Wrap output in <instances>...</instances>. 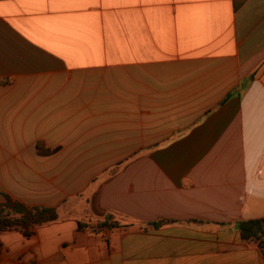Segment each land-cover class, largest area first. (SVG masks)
Masks as SVG:
<instances>
[{
  "label": "crops",
  "instance_id": "0c3cea01",
  "mask_svg": "<svg viewBox=\"0 0 264 264\" xmlns=\"http://www.w3.org/2000/svg\"><path fill=\"white\" fill-rule=\"evenodd\" d=\"M234 1L0 0V203L61 210L0 264H264V0ZM145 97L187 122L103 179Z\"/></svg>",
  "mask_w": 264,
  "mask_h": 264
},
{
  "label": "rangeland",
  "instance_id": "374dc122",
  "mask_svg": "<svg viewBox=\"0 0 264 264\" xmlns=\"http://www.w3.org/2000/svg\"><path fill=\"white\" fill-rule=\"evenodd\" d=\"M155 99H159V98H155ZM134 100H136V98H134ZM143 102H144V104H143L144 108H146L144 110L145 112H142L143 109H141L142 108L141 106L140 107L134 106L133 111H130V113H129V121H130L129 124H130V126L134 127L133 130H130V133L132 131L133 134L132 135L130 134V136H129V144L128 145L117 144V145L111 146L113 156H117L118 159L111 161L113 165L108 167L102 173L103 179H109L110 177L117 175L127 163L136 159L137 151L139 149L144 148V151L149 152L152 149H154L155 147H157V146L152 145L154 116H156L157 119L160 117H165L166 122H168V121L174 122L175 120H179V121H182V123H184V122H187L186 120H184L185 112L189 113L191 111L190 107H187L186 109L180 108V107H177V108L176 107L175 108L167 107L166 112H164V113H166V115H163V114L160 115V113L154 114V112L151 109L153 107V103H152L153 98L152 97H145ZM139 103H141V102H139ZM201 110H200V107L198 109L193 107L191 118L188 119V122H191L193 119H195L198 115V112H200ZM182 111H183L184 115H179L178 113L182 112ZM172 114H176V115H172ZM188 115H190V114H188ZM179 121H177L176 123H178ZM136 126H139L138 127L139 129H137ZM172 130H173V128L168 127V125L165 128L160 127V126H158V128H157L158 133L159 132H161V133L165 132L167 134ZM141 141H145L146 144H141L140 143ZM149 142H151V143H149ZM39 144L41 145V147L44 150L45 149L49 150V152H50L49 155H52L55 151H57V150H52V149L48 148L46 146L45 142H43V141H39L38 145ZM38 145H37V149H38ZM106 149L107 148L102 147V151H105ZM108 150L109 149H107V151ZM141 152H143V150ZM38 153H39V151H38ZM49 155H42V156H49ZM99 179H100V176H97L92 181H93V183H95V182H98ZM87 196H88L87 194L86 195L85 194H79L77 197L82 199V200L83 199L85 200L87 198ZM49 208H51V207H49ZM57 211L59 212V218H61V215H60L61 210L59 208H57ZM105 221H106V223H105ZM104 223L110 227L114 226V222L109 220L107 217L105 218Z\"/></svg>",
  "mask_w": 264,
  "mask_h": 264
},
{
  "label": "trees",
  "instance_id": "16d2710c",
  "mask_svg": "<svg viewBox=\"0 0 264 264\" xmlns=\"http://www.w3.org/2000/svg\"><path fill=\"white\" fill-rule=\"evenodd\" d=\"M245 0H235L234 6L238 8ZM40 155H49L48 149L38 145ZM59 219L57 208L28 207L8 195L5 201L0 203V233L9 230H19L26 236L32 235L38 226L54 222ZM88 224H81V227ZM242 241H256L264 246V218L236 223Z\"/></svg>",
  "mask_w": 264,
  "mask_h": 264
}]
</instances>
